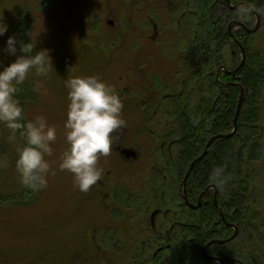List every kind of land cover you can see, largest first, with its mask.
I'll list each match as a JSON object with an SVG mask.
<instances>
[{"label":"rangeland","instance_id":"obj_1","mask_svg":"<svg viewBox=\"0 0 264 264\" xmlns=\"http://www.w3.org/2000/svg\"><path fill=\"white\" fill-rule=\"evenodd\" d=\"M175 6L174 0H0V17L8 25L7 32L0 36V65L15 59L3 51L9 36L24 43L37 40L34 51L49 49L54 72L48 78L30 74L19 86L17 96L26 120L43 115L57 129L53 155L46 157L52 169L48 187L32 192L20 183L15 169L16 144L22 143L19 133L15 143L9 142L10 130L0 125V158L7 162L0 168V264H128L137 253L130 244L123 246L126 238L130 242L132 239L127 231L130 213L134 220L149 218L153 228L166 224L164 228L169 229L168 213L178 203L174 199L175 183L160 167L155 140L144 134L146 127L140 128V123H144V99L149 88L156 89L153 80L172 83L177 73L175 63H183L182 50L189 48L177 29L183 24L182 33H186ZM260 25V30L250 35L249 43L264 55V20ZM175 31L178 38H174ZM17 49V55H21L19 45ZM223 50L225 60H229L230 50ZM72 75L100 77L116 89L124 105L121 117L125 124L114 136L110 154L98 160L102 180L86 193L74 186L70 172L58 167L67 147L64 80ZM258 101L263 127L260 158L250 172L252 176H248L254 190V202L249 204L251 223L258 229L253 231L251 246L242 235L235 241L238 248L240 243L247 244L244 251L255 252L248 264L254 256L255 263L264 264V94ZM117 146L135 151L137 158L123 159L115 151ZM172 157L174 160L172 153L168 154L167 164L173 165ZM154 178L157 184L165 185L160 197L166 207L158 205L160 212L144 202V190L140 189L142 184L153 183ZM164 255L171 264L172 252Z\"/></svg>","mask_w":264,"mask_h":264},{"label":"trees","instance_id":"obj_2","mask_svg":"<svg viewBox=\"0 0 264 264\" xmlns=\"http://www.w3.org/2000/svg\"><path fill=\"white\" fill-rule=\"evenodd\" d=\"M228 2L174 0V6H177L175 12L182 15L178 22H184L186 33H182L183 24L176 27L189 48L182 50L185 54L183 63H175L177 73L172 83L162 82L158 78L153 80L157 97L147 103L145 101L144 123H140V128L144 125L147 130L144 134L154 138L160 167L172 176L176 188L174 199L178 203L175 202L177 206L168 213L171 216L169 229L164 228L166 224L153 228L149 218L142 216L134 220L135 216L131 218L130 213L127 231L132 239L130 242L126 238L127 242L123 246L130 244V248H136L137 253L134 252L133 257L128 258V264H167L164 253L170 251L173 255L171 264H218L206 257L222 264H248L247 261L251 262L249 256L255 255L251 249L244 251L246 247L243 246L254 241L253 231L258 229L251 223L250 216L253 213L249 210V204L254 202V190L250 189L252 182L248 176H252L250 172H254V164L260 158L263 127L258 97L264 94V55L250 48L249 38L254 34H248L236 25L251 30L254 28L251 26L256 23L255 16L261 23L264 20V0H247L261 9L248 20L240 18L238 8L232 9L246 0ZM167 24L168 20L165 26ZM232 24L233 28L230 27ZM178 32H174V38H178ZM176 42L173 39V43ZM168 47L170 49L171 45ZM240 47L244 49L245 63L234 72L241 61ZM223 49L230 50L229 60H225ZM240 88L244 90V100L235 133L229 138L213 141L206 155L188 175L186 197L189 204H196L198 196L207 190L201 207L192 210L183 200L182 181L190 164L204 151L208 140L213 136L227 135L233 130ZM171 153L174 156L173 165L165 161ZM217 167H222L228 178V182L220 188L210 183V175ZM211 187L217 191L216 202ZM164 188L165 185L157 184L155 178L153 183L142 184L140 189L144 190V202L147 201L156 210L161 205L164 207L160 197ZM227 224L237 230L236 238L230 241L234 230ZM241 235L247 244L240 243L238 248L235 241ZM212 241L226 242L207 246ZM206 246L204 256L203 249ZM252 264H257L255 256Z\"/></svg>","mask_w":264,"mask_h":264},{"label":"clouds","instance_id":"obj_3","mask_svg":"<svg viewBox=\"0 0 264 264\" xmlns=\"http://www.w3.org/2000/svg\"><path fill=\"white\" fill-rule=\"evenodd\" d=\"M255 4L243 2L238 7L242 20L258 14ZM8 30L3 16L0 17V36ZM36 43L18 41L9 36L3 51L15 57L6 66L0 65V125L10 130L9 142L17 141V133L22 143L16 144L15 169L20 183L32 192L48 187V177L52 174L51 164L46 157L53 155L52 144L57 139V129L49 124L43 115L32 120L24 118V109L17 96L30 74L48 78L54 72L52 57L47 48L34 51ZM17 45L21 55H17ZM67 89V106L64 121L66 149L59 157L61 171L73 175L74 186L80 192L102 180L103 169L98 167L100 156H108L112 151L115 134L125 121L121 117L123 102L116 89L95 75H72L64 80ZM7 166L0 158V168ZM228 182L222 167L215 168L210 175V183L217 188Z\"/></svg>","mask_w":264,"mask_h":264},{"label":"water","instance_id":"obj_4","mask_svg":"<svg viewBox=\"0 0 264 264\" xmlns=\"http://www.w3.org/2000/svg\"><path fill=\"white\" fill-rule=\"evenodd\" d=\"M226 3L229 4L228 0H226ZM238 7H239V5H237V6H235V7H232V9H237ZM238 25H239L240 27H242V25H240V24H238ZM259 25H260V20H259V18L256 16V25H255V27H254L252 30L245 29L244 27H242V28H243L248 34H251V33H254V32H256V31L258 30ZM240 52H241V62H240V66L236 69V71H238L239 69H241L242 66H243L244 63H245V53H244V49H243V47H240ZM243 99H244V92H243L242 89H240V96H239V100H238V103H237V109H236L235 117H234V120H233V130L231 131V133H229V134H227V135H217V136H213V137H211V138L208 140V142H207V144H206V146H205L204 151L202 152V154H201L200 156H198V157H197V158H196V159L190 164L189 171H188V173L185 175L184 180H183V182H182V184H183V188L185 187V183H186V180H187V178H188L189 173H190L191 170L194 168L195 164H196L198 161H200V160L206 155V152H207V150H208L210 144H211L213 141H215L216 139H219V138H229L230 136H232V135L235 133V131H236V124H237V118H238L239 113H240V109H241V105H242ZM118 134H119V131L116 133V135H118ZM120 155L123 156V157H124L125 159H127V160H129V159H136V157H137V155H136V153H135L134 151H132V150H127V149H122V150H120ZM206 191H207V190H206ZM206 191H205L204 193H202V194L199 196L198 204H197L196 206H191V205H189V204L187 203L186 199H185V203H186V205H187L190 209H193V210H197V209H199L200 206H201V205H200V200L202 199V197H203V195L206 193ZM184 193H185V189H184ZM216 193H217V192H215V195H216ZM220 215H221V218L224 219L223 215H222V214H220ZM227 227H230V228L234 229V234H233V236L228 240V241H230V240L236 238V236H237V230H236L232 225H228V224H227ZM225 242H226V241H217V242L212 241V242H209V243L207 244V246H209V245H211V244H213V243L223 244V243H225ZM207 246L203 249V255H204V256H206L205 251H206ZM206 258H207V259H212V258H210V257H206ZM219 264H222V263L220 262Z\"/></svg>","mask_w":264,"mask_h":264},{"label":"flooded vegetation","instance_id":"obj_5","mask_svg":"<svg viewBox=\"0 0 264 264\" xmlns=\"http://www.w3.org/2000/svg\"><path fill=\"white\" fill-rule=\"evenodd\" d=\"M152 85H153V83H152ZM149 90H151L150 92H149V94H148V97H145V99H144V101H146L147 102V100L148 101H150V100H153V99H155L156 97H157V93H156V91H155V88H153V90H152V88H149ZM143 104H144V102H143ZM120 150H122L120 147H115V151L116 152H118V154L120 155ZM122 157V156H121ZM123 158V157H122ZM124 159V158H123ZM126 160V159H125ZM184 180V179H183ZM183 182V181H182ZM186 183H187V180H186ZM186 183H185V187L182 189V195H183V200H184V202H185V199H186V201H187V197H186V194H187V190H186ZM183 187V186H182ZM184 189H185V193H184ZM185 194V195H184ZM201 195V194H200ZM204 196V195H203ZM203 198V197H202ZM198 200H199V196H198V198H197V204H198ZM201 201H202V199L200 200V205H201ZM196 204V205H197ZM201 207V206H200ZM156 211H158V210H156ZM155 211V212H156Z\"/></svg>","mask_w":264,"mask_h":264}]
</instances>
